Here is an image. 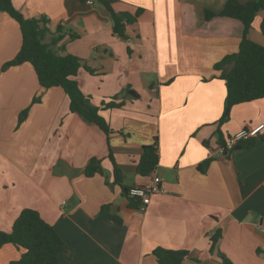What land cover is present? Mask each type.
Masks as SVG:
<instances>
[{"label":"crops","instance_id":"0c3cea01","mask_svg":"<svg viewBox=\"0 0 264 264\" xmlns=\"http://www.w3.org/2000/svg\"><path fill=\"white\" fill-rule=\"evenodd\" d=\"M12 1L28 18L48 17L53 33L61 27L62 38L47 41L93 69L82 68L76 78L95 105L116 95L124 103L102 111L112 128L107 135L70 111L61 87L43 89L30 62L3 70L23 37L19 23L0 10V230L10 231L24 208L37 210L67 245L59 264H160L157 247L188 251L183 264H224L220 253L234 264H264V141L231 156L219 151L222 139L264 123V98L234 105L222 122L227 88L214 64L238 51L244 25L205 14L219 13L228 0H114L116 12L143 8L126 39L98 1ZM263 19L264 9L250 30L262 45ZM128 86L138 98L127 95ZM156 141L158 165L141 175L143 146ZM110 152L128 187L161 177L164 190L146 209L130 207L114 181ZM92 158L101 160L103 173L87 176ZM23 251L1 246L0 264Z\"/></svg>","mask_w":264,"mask_h":264},{"label":"trees","instance_id":"16d2710c","mask_svg":"<svg viewBox=\"0 0 264 264\" xmlns=\"http://www.w3.org/2000/svg\"><path fill=\"white\" fill-rule=\"evenodd\" d=\"M80 1L86 2L89 0ZM92 1H98L106 7L115 23L114 32L125 39L128 38L127 28L133 25L143 12V8L140 7L135 14L116 12L113 8L114 0ZM262 9H264V0H251L245 3L238 0H228L219 13L206 11L205 17L208 20L215 16H227L239 19L244 25L238 51L225 55L214 64V68L221 71L219 78L225 81L227 88L222 122L226 116H229L234 105L264 98V45L250 37V30L255 16ZM0 10L8 13L19 23L23 37L21 49L14 58L3 65L2 69L6 70L11 66L30 62L35 68L43 89L61 87L69 98L71 112L78 113L87 122L96 124L107 135L111 134L112 128L102 115V111L119 107L123 105L124 101H114L118 98V95H116L114 100L98 106L93 103L90 95L82 91L76 77L82 68L91 73L94 72L93 69L86 65L80 57L72 53L58 54L52 48V44L47 41V37L52 34H57L53 38L54 42L60 40L62 38L61 27H58L56 33H53L48 26L50 21L48 17L28 18L16 8L12 0H0ZM261 30L264 34V19ZM71 37L74 39L77 35L72 34ZM124 90L127 95L133 98L139 97V94L130 86ZM40 101L41 96L38 95L34 97L32 104ZM30 107L31 105L20 113L19 125L27 118ZM258 139L264 141V133L259 137L239 141L233 152L238 149L254 147ZM224 143L225 139H222L221 145ZM110 157L114 163V181L121 185L124 194L129 199L130 207L139 208L141 199L130 194L133 187L123 184V172L111 152ZM158 162L157 141L146 144L142 149L137 172L141 175H149L155 170ZM210 162L211 158L206 159L199 165L200 170L206 171ZM97 172L103 173L101 160L92 158L85 168V174L92 176ZM115 220L119 221L118 218H115ZM221 235L222 231L219 229L211 237L212 249L216 248ZM8 243L24 249L21 257L11 261L10 264H59L60 255L67 250V245L56 228L33 208H24L14 221L10 231L0 230V247ZM154 254L160 264H183V260L189 252L157 247L154 249ZM220 256L224 264H234L222 253H220Z\"/></svg>","mask_w":264,"mask_h":264},{"label":"built area","instance_id":"2783aa9c","mask_svg":"<svg viewBox=\"0 0 264 264\" xmlns=\"http://www.w3.org/2000/svg\"><path fill=\"white\" fill-rule=\"evenodd\" d=\"M91 1V0H89ZM264 133V123L255 125V126H247L245 128L240 129L235 134L227 137L225 139V143L220 145L219 151L224 156H230L233 153L235 145L242 140L249 139L251 137H259ZM164 189L162 187V179L157 173L153 174L150 181L135 186L130 190V194L132 196L139 197L141 199L140 208L146 209V207L150 204L152 196L154 194L162 192ZM260 229L264 232V222L259 224Z\"/></svg>","mask_w":264,"mask_h":264}]
</instances>
